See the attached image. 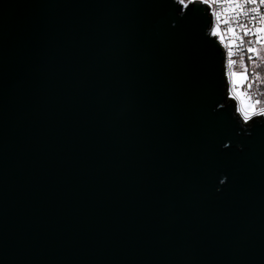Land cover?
Masks as SVG:
<instances>
[{"label": "water", "instance_id": "water-1", "mask_svg": "<svg viewBox=\"0 0 264 264\" xmlns=\"http://www.w3.org/2000/svg\"><path fill=\"white\" fill-rule=\"evenodd\" d=\"M211 25L0 0V264H264V115L236 114Z\"/></svg>", "mask_w": 264, "mask_h": 264}, {"label": "built area", "instance_id": "built-area-1", "mask_svg": "<svg viewBox=\"0 0 264 264\" xmlns=\"http://www.w3.org/2000/svg\"><path fill=\"white\" fill-rule=\"evenodd\" d=\"M183 8L199 1L209 7L212 15V34L225 50L227 96L236 102V114L246 123L256 115H264V108H256L252 115L245 109L235 86L234 68L239 58L254 60V36L258 28L264 29V0H175ZM231 30V31H230ZM247 30L248 34L245 35ZM264 37L262 38V41ZM251 49V50H249ZM255 106V105H254Z\"/></svg>", "mask_w": 264, "mask_h": 264}, {"label": "trees", "instance_id": "trees-1", "mask_svg": "<svg viewBox=\"0 0 264 264\" xmlns=\"http://www.w3.org/2000/svg\"><path fill=\"white\" fill-rule=\"evenodd\" d=\"M261 33H257L254 36L253 42L255 43V58L254 60H249L247 58L244 59V64L246 65V71L248 74V85H251V96L253 99H255V102H259L260 104L257 105L255 103L256 108L261 109L264 108V58H259L257 55V42L258 41V36H260ZM262 41V39H261ZM237 71L242 70V68L237 64L234 68ZM236 72V71H235ZM236 86V85H235ZM237 91L238 87L236 86Z\"/></svg>", "mask_w": 264, "mask_h": 264}, {"label": "rangeland", "instance_id": "rangeland-1", "mask_svg": "<svg viewBox=\"0 0 264 264\" xmlns=\"http://www.w3.org/2000/svg\"><path fill=\"white\" fill-rule=\"evenodd\" d=\"M257 33H261L260 36H258L257 42V55L259 58H264V40L261 41V39L264 37V29L258 28ZM245 58H239L238 65L242 68V70L237 71L235 69V85L238 87V95L240 97V100H242L243 105L245 109L252 115V113L255 112L256 107L254 106L255 103L259 105V102H255V99L251 96V85H248V74L246 71V65L244 64Z\"/></svg>", "mask_w": 264, "mask_h": 264}, {"label": "snow or ice", "instance_id": "snow-or-ice-1", "mask_svg": "<svg viewBox=\"0 0 264 264\" xmlns=\"http://www.w3.org/2000/svg\"><path fill=\"white\" fill-rule=\"evenodd\" d=\"M231 31V30H230ZM248 34V32H247V30L245 31V35H247ZM257 39H259V38H257ZM249 50H251V49H249ZM236 74H234V76H235Z\"/></svg>", "mask_w": 264, "mask_h": 264}]
</instances>
